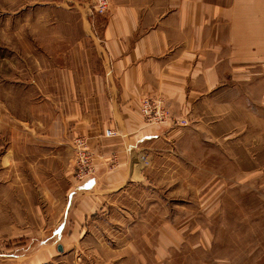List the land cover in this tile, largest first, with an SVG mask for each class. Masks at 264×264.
Returning a JSON list of instances; mask_svg holds the SVG:
<instances>
[{"label": "rangeland", "instance_id": "374dc122", "mask_svg": "<svg viewBox=\"0 0 264 264\" xmlns=\"http://www.w3.org/2000/svg\"><path fill=\"white\" fill-rule=\"evenodd\" d=\"M78 2L93 26L104 17ZM65 8L0 0V264H264V52L231 66L185 116L154 98L181 124L147 144L140 176L109 195L61 261L55 221L90 180L77 176L78 138L57 112L78 93L53 73L82 36Z\"/></svg>", "mask_w": 264, "mask_h": 264}, {"label": "crops", "instance_id": "0c3cea01", "mask_svg": "<svg viewBox=\"0 0 264 264\" xmlns=\"http://www.w3.org/2000/svg\"><path fill=\"white\" fill-rule=\"evenodd\" d=\"M40 1L63 3L69 24L82 18V36L70 44L71 55L53 67L65 91L66 83L76 84L75 106L57 112L98 164V178L81 185L82 191H70L81 195H69L63 218L55 221L65 262L73 240L88 238L87 224L105 209L109 195L140 176L147 144L178 127L144 124L141 99L166 98L175 114L185 116L230 80L231 66L261 57L264 0H111V11L94 26L78 0ZM108 130L116 135L108 137ZM41 259L30 264L47 261Z\"/></svg>", "mask_w": 264, "mask_h": 264}, {"label": "built area", "instance_id": "2783aa9c", "mask_svg": "<svg viewBox=\"0 0 264 264\" xmlns=\"http://www.w3.org/2000/svg\"><path fill=\"white\" fill-rule=\"evenodd\" d=\"M89 7V16H105L109 11V1L90 0ZM141 102V115L148 125L159 127L167 124V119L169 118L168 110L162 107L161 101L152 97H145ZM177 124H181V121H177ZM106 135L108 137H113L116 135V132L114 130H108ZM76 152L78 162V178L81 181H86L88 179L93 178L92 175L97 172V166L95 164L92 154L90 153L89 149H87L85 141L81 138H78L76 140ZM142 158L144 162L147 160L146 156Z\"/></svg>", "mask_w": 264, "mask_h": 264}, {"label": "water", "instance_id": "95a60500", "mask_svg": "<svg viewBox=\"0 0 264 264\" xmlns=\"http://www.w3.org/2000/svg\"><path fill=\"white\" fill-rule=\"evenodd\" d=\"M58 249H59V251H62V247H59Z\"/></svg>", "mask_w": 264, "mask_h": 264}]
</instances>
